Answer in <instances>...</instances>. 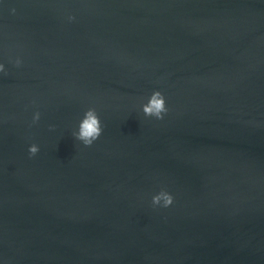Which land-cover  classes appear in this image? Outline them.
I'll return each instance as SVG.
<instances>
[{
  "label": "water",
  "instance_id": "water-1",
  "mask_svg": "<svg viewBox=\"0 0 264 264\" xmlns=\"http://www.w3.org/2000/svg\"><path fill=\"white\" fill-rule=\"evenodd\" d=\"M0 64V264H264V0H0Z\"/></svg>",
  "mask_w": 264,
  "mask_h": 264
},
{
  "label": "clouds",
  "instance_id": "clouds-1",
  "mask_svg": "<svg viewBox=\"0 0 264 264\" xmlns=\"http://www.w3.org/2000/svg\"><path fill=\"white\" fill-rule=\"evenodd\" d=\"M14 11V10H13ZM71 19V17H70ZM19 64V61H17ZM3 65L0 64V71H3ZM142 111L145 116H153L157 119L162 118V113L166 112L164 98L162 94L155 91L151 94L148 102L142 105ZM39 118V113L33 116V120ZM101 134V126L99 118L94 109H88L84 113L83 119L79 123V130L77 133H73L77 140H80L85 146H90L94 140H96ZM29 155H35L38 152V146L33 144L28 148ZM172 196L164 191H161L157 195L152 197L153 205L159 204L162 201L164 207L169 206L172 203Z\"/></svg>",
  "mask_w": 264,
  "mask_h": 264
}]
</instances>
